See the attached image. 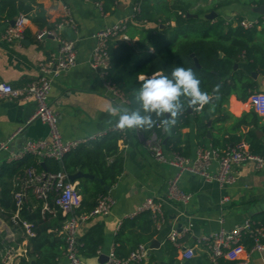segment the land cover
<instances>
[{
	"label": "crops",
	"instance_id": "1",
	"mask_svg": "<svg viewBox=\"0 0 264 264\" xmlns=\"http://www.w3.org/2000/svg\"><path fill=\"white\" fill-rule=\"evenodd\" d=\"M140 1L114 0L111 10L104 11V0H5L6 3L0 0V82L10 83L13 87H23L34 80L39 75V64L51 52H54L58 45V41L50 36L37 39L36 32L40 29L53 28L56 23L69 16L74 25H64L59 29L58 34L75 41L76 64L53 80L48 102L58 115L59 130L64 139L86 136L108 129L114 125L116 119L109 115L108 109L120 103H116L105 94L104 82L99 71L90 65L95 44L92 34L104 25L114 24L133 15L128 21L129 25L123 31L125 37L121 35L111 39L110 43L116 46L120 42H125L133 47L136 59L146 58L153 48L136 45L140 39L139 30L142 27H154L156 24L134 19V13L139 9ZM166 1L169 4L187 8V14H195L202 18L213 11L216 13L215 17L219 16L226 20L235 19L238 16L245 20H255L259 31L258 36L261 39L264 38V14L254 12L252 8L255 6L245 5L243 0ZM10 9H14L16 15L7 19L5 16ZM19 16L24 18L23 38L12 41L3 40L1 33L4 28ZM171 24L173 25L174 22L171 21ZM159 27H164V24H159ZM219 56H222L221 52ZM236 65L234 69H244L251 82H254L252 91H264L263 74L252 70L245 60ZM141 75L143 74H139L138 78ZM123 105L127 106V104ZM35 107L33 99L24 100L19 97L0 99V144L6 145L5 149L0 150V166L4 162L10 163L6 161L10 151H17L26 141L44 137L47 134L48 128L44 123L39 120L28 122ZM222 107L229 114H215L211 117L207 137L228 140L230 136L236 135L241 136V139L231 140L230 144L221 146L220 149L238 143L246 144L243 135L249 130L259 131L256 135L264 142L262 117L259 120L261 128H254L251 124L238 125L235 120L250 110L248 97L241 100L235 94H231ZM217 115L220 118L214 122ZM114 131L120 134L117 146L123 156V169L118 179L108 186V194L113 198L110 213L106 216H94L80 223L78 238L88 227L96 223L103 225L102 243L97 254L88 258L81 257L82 264H99L100 254L108 256L114 249L115 236L122 221L130 217L146 198H163L167 181L176 172L173 166L153 157L149 149V138H144L138 131ZM180 132L179 146L187 151L185 156L194 157L197 147L200 146L195 137L194 123L190 121L187 126L180 129ZM168 136L169 134L160 139L165 154L170 155L171 150L164 146ZM98 139L88 142L87 145ZM207 145H211L210 141L205 142L204 146ZM234 173L236 180L228 186L204 181L200 176L188 172L181 175L180 185L191 193V197L184 204L171 202L163 204L164 220L159 228L156 227L157 234L153 238L157 239L160 245L150 251V254L155 256L156 264H161L162 245L168 240V234L173 228L179 230L180 224L183 228L188 227V231L178 239L181 249L193 246L194 255L190 259H180V250H178L177 264H213L208 257L206 247L197 242L202 236L215 232L221 227L231 228L248 217L257 219L264 217V168L255 170L250 163H243L234 167ZM92 178L80 177L73 183L78 187L81 182L88 183L87 179ZM79 193L81 194V191ZM224 197H228V200L224 201ZM10 229L14 230L0 218V238H4ZM59 230L48 229L49 232L55 233H59ZM146 244H150V241ZM249 246L250 241L244 239L240 247L232 249L226 256L220 258L219 262L235 263ZM121 254L125 256L127 253L123 251ZM1 255L2 251L0 257ZM149 257L143 262L147 263ZM27 259L32 261L31 257L27 256ZM58 264H68L65 253ZM245 264H264V251L253 252Z\"/></svg>",
	"mask_w": 264,
	"mask_h": 264
},
{
	"label": "trees",
	"instance_id": "2",
	"mask_svg": "<svg viewBox=\"0 0 264 264\" xmlns=\"http://www.w3.org/2000/svg\"><path fill=\"white\" fill-rule=\"evenodd\" d=\"M113 3L114 0H104L103 10H111ZM243 3L248 6H259L264 4V0H243ZM187 11V8L169 4L166 0H141L139 9L134 13V19L153 22L156 25L142 27L136 45L150 46L153 51L143 60L136 59L131 45L120 42L113 46L109 42L110 67L106 77L124 94L128 101L127 106L135 109L138 105L134 102L133 93L140 87L139 74L150 76L157 71L170 74L176 66L191 67L196 72L201 81V89L210 93L212 98L210 103L199 111L193 109L190 113L186 111L172 128L164 146L181 155H187V151L179 146L180 129L187 126L190 121L195 125V137L200 146L210 141L212 147L219 148L230 144L231 140L241 139V136L236 135L230 136L228 140L213 136L208 138L207 131L210 129L208 121L215 114H229L222 106L227 103L231 94L245 100L254 89L255 84L251 82L247 72L240 68L234 69L236 63L245 60L252 70L264 75V38L258 36L257 23L251 27H244L240 24L241 16L230 20L218 16L209 20L200 16H188ZM196 13L199 15L198 11ZM14 15L16 11L10 9L5 17L10 19ZM171 21L174 22L173 25ZM161 23L164 24L162 28L159 27ZM220 52L222 56H219ZM192 54L199 66H196ZM216 85H220L219 91L213 93ZM219 115L215 117L214 122L219 120ZM260 118L261 116L250 108L235 120L238 125L251 124L254 128H261ZM138 132L144 138H150L154 134L162 139L167 135L159 128ZM243 136L253 153L264 154V142L254 130H249ZM119 137L118 132L108 131L90 145L84 144L68 152L61 162L46 158L44 166L38 163L33 155L10 163L4 162L0 166V218L14 228L16 237L14 240L0 238V252H3L6 246L21 242L23 230L20 222L25 220L32 224L35 234L27 237L26 256L21 257L16 264H58L66 250L65 238L62 233L49 232L48 229H61L67 216L60 212L52 214L46 210L42 211L44 201L32 192L31 187H24L26 171L30 167H36L38 170L54 172L63 170L67 175L78 171L93 175L92 179H87L88 183L81 182L76 187L81 191L82 200L75 213H86L95 205L99 194L108 193L104 186H111L122 172L123 156L117 146ZM99 179L103 181L102 184ZM19 190L24 191L25 195L18 209L19 225H14L11 220L17 209L14 195ZM46 202L50 207L54 206L52 194L48 195ZM252 219L264 226V217ZM156 234V225L150 211L132 215L122 221L115 236L113 252L119 258L126 257L138 244L151 241ZM102 236L101 223L88 227L78 238L80 257L96 255L102 243ZM123 251L127 253L125 256L121 254ZM162 252L161 264L179 262L176 258L178 248L173 242L167 240L162 245ZM27 256L31 257L32 261L27 259ZM139 264H156L155 256L150 254L147 263ZM220 264L226 262L222 261Z\"/></svg>",
	"mask_w": 264,
	"mask_h": 264
},
{
	"label": "built area",
	"instance_id": "3",
	"mask_svg": "<svg viewBox=\"0 0 264 264\" xmlns=\"http://www.w3.org/2000/svg\"><path fill=\"white\" fill-rule=\"evenodd\" d=\"M101 8V7H100ZM133 15L111 24L104 25L93 34L95 40L92 49L90 65L99 71L103 79L105 94L116 103L127 104L124 94L116 88L106 77L110 67L109 42L111 39L123 36L127 22ZM257 21L242 19L240 24L244 27H251ZM64 25L73 26V20L68 16L63 18L53 28L40 29L36 32V38L42 39L46 36L53 37L58 41L57 49L39 64V75L24 85L23 87H13L10 83L0 82V99L4 97H19L21 99H33L35 101V111L28 119L39 120L44 123L48 132L44 137L28 140L21 149L10 151L6 161L13 162L23 159L27 155H33L38 163L44 162L46 158L61 162L63 156L78 147L96 140L108 131L118 130L111 125L108 129L86 136L64 139L58 126V115L52 110L48 95L53 80L63 71H66L76 64V46L71 38L61 37L58 34ZM24 18L22 16L14 19L13 23L6 25L1 37L5 41L20 40L23 38ZM125 37V36H123ZM248 103L259 116L264 119V91H252L248 96ZM149 149L155 159L168 163L176 169L175 174L168 179L166 193L161 199L146 198L132 215L144 211H150L151 217L157 228L164 220V203H187L191 193L180 185L181 175L185 172L200 176L204 181L216 182L221 186L232 185L235 180L234 167L243 163H250L255 170L264 168V154L253 153L246 143H238L227 146L224 149L214 148L211 145L198 146L194 157L181 155L171 151L170 155L165 154L162 140L156 136L149 139ZM6 145L0 144V150ZM24 187H31L32 192L41 198L44 203L42 211L55 214L60 212L67 216L59 233H62L66 242L65 256L68 264H82L78 252V229L80 223L94 216H106L110 213L113 198L110 194H99L95 205L86 213L76 214L75 210L80 206L82 196L75 184L68 179V175L63 171L38 170L30 167L26 171ZM49 194L53 195L54 206L50 207L46 199ZM24 191L15 193L16 211L11 219L14 225H19L18 209L24 198ZM228 197H224V201ZM130 215V216H132ZM222 221V220H220ZM20 227L23 230V238L17 245L6 246L0 257V264H16L21 257L26 256L27 237L34 236L32 224L22 220ZM14 230L6 232L5 239L14 240ZM188 231V227L172 229L168 234V240L180 250V259H190L194 255V247H184L181 249L179 238ZM244 239L250 241V246L244 250L242 257L233 264H245L248 262L253 252L264 251V226L253 220L246 218L241 223L235 224L231 228L221 227L217 231L202 236L197 242L203 244L208 253V257L213 264H220V258L226 256L232 249L240 247ZM149 244H138L126 257H117L113 250L108 254V260L102 264H139L150 255Z\"/></svg>",
	"mask_w": 264,
	"mask_h": 264
},
{
	"label": "clouds",
	"instance_id": "4",
	"mask_svg": "<svg viewBox=\"0 0 264 264\" xmlns=\"http://www.w3.org/2000/svg\"><path fill=\"white\" fill-rule=\"evenodd\" d=\"M139 79L140 87L133 93L137 108L117 104L108 109L109 115L116 117L114 127L118 130L146 132L159 128L170 134L188 109L199 111L212 98L201 89V81L191 67L176 66L170 74L157 71ZM219 88L216 85L213 93Z\"/></svg>",
	"mask_w": 264,
	"mask_h": 264
},
{
	"label": "water",
	"instance_id": "5",
	"mask_svg": "<svg viewBox=\"0 0 264 264\" xmlns=\"http://www.w3.org/2000/svg\"><path fill=\"white\" fill-rule=\"evenodd\" d=\"M252 10H253L254 12L259 13V14H264V4L259 5V6H255V7L252 8ZM187 15H188V16H197V15H195V14H190V13H188ZM215 16H216V13H214V12L212 11V12L206 14V15H205V18H206V19H212V18H214ZM13 21H14V20H12L11 23H13ZM191 56L194 58V55H193V54H192ZM194 61H195L196 66H199V64H198V62H197V60H196L195 58H194ZM236 66H237V65L235 64L234 67H236ZM191 111H192V109H188V110H187L188 113H190ZM208 124H210V121H208ZM256 132L259 134V131H256ZM207 134H209V132H207ZM41 165L44 166V163L42 162ZM80 177H93V175L88 174V173H83V172H80V171H78V172H76V173H74V174L68 175V179H69L71 182H74L77 178H80ZM99 181H100V183H102V180H99ZM104 188H105L106 190L109 189L108 186H104ZM180 225H181V224H180ZM180 225H179V229H180ZM149 245H150V248H151V249H154V248H158L159 245H160V243H159V241H158L157 239H152V240L150 241V244H149ZM107 260H108V256L105 255V254H100V255L98 256V262H99V264H102V263H104V262L107 261Z\"/></svg>",
	"mask_w": 264,
	"mask_h": 264
}]
</instances>
